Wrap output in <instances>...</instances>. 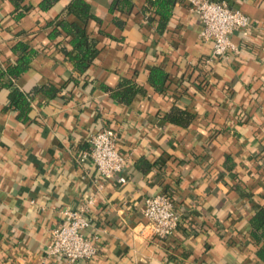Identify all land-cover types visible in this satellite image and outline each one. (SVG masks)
Returning a JSON list of instances; mask_svg holds the SVG:
<instances>
[{
    "label": "crops",
    "instance_id": "obj_1",
    "mask_svg": "<svg viewBox=\"0 0 264 264\" xmlns=\"http://www.w3.org/2000/svg\"><path fill=\"white\" fill-rule=\"evenodd\" d=\"M71 1L0 0V66L18 62L20 43L34 50L27 70L4 76L28 106L0 88V264H264V231L253 223L264 208V0H230L257 27L246 42L232 36L241 52L209 61L213 44L186 0L162 29L144 12L147 0L128 12L86 0L98 17L87 21L68 11ZM63 19L97 39L86 71ZM154 67L167 72L162 89L150 82ZM123 78L142 87L129 102L113 92ZM174 108L191 119L169 120ZM107 126L129 160L102 179L80 157ZM157 193L181 213L165 239L143 213ZM90 199L96 257L71 263L48 254L61 210Z\"/></svg>",
    "mask_w": 264,
    "mask_h": 264
},
{
    "label": "built area",
    "instance_id": "obj_2",
    "mask_svg": "<svg viewBox=\"0 0 264 264\" xmlns=\"http://www.w3.org/2000/svg\"><path fill=\"white\" fill-rule=\"evenodd\" d=\"M190 9L197 13L202 22L201 36L213 44L211 57L230 59L234 52H241L232 36L239 34L246 42L257 25L241 8L230 0H186ZM234 51V52H233ZM90 146L83 151L80 160L90 159L102 179L115 178L125 170L128 156L119 147L118 131L104 127L92 133ZM126 181L122 174L118 177ZM90 199L78 207L61 210L60 222L51 229L48 254L63 257L68 262H90L98 253V236L90 232L92 218L89 212ZM143 213L151 232L161 239L170 236L179 226L181 213L174 199L167 193L146 197Z\"/></svg>",
    "mask_w": 264,
    "mask_h": 264
},
{
    "label": "trees",
    "instance_id": "obj_3",
    "mask_svg": "<svg viewBox=\"0 0 264 264\" xmlns=\"http://www.w3.org/2000/svg\"><path fill=\"white\" fill-rule=\"evenodd\" d=\"M176 1L177 0H147L143 10L148 14L149 20L151 22L156 21L157 26L162 29L169 19ZM133 5V0H113L110 8L111 10L117 9L128 12L133 8ZM68 11L74 13L84 21H87L90 17L98 18L92 13L90 4L86 0H72L68 5ZM60 24L64 29L68 30V32L76 34V53L72 55V57L76 59L78 70L82 72L86 71L98 53L97 39L90 37L87 33L79 32L74 24L67 19L61 20ZM18 46L21 51H24L18 59V62L9 65L6 69L0 66V88L3 85H9L11 88L10 98L12 103L23 108L25 105L28 106L25 93L11 79L7 82L6 77H4L7 75H18L27 70L30 65L34 50H27V47L22 43L18 44ZM166 78L167 72L163 68L154 67L152 69L150 82L157 88H163ZM141 88L142 87L138 86L133 81L123 78L120 84L116 88H113V92L119 99L129 102ZM191 117L192 114L190 112L179 108L172 109V112L168 114L169 120L180 123L189 121ZM253 223L256 229H263L264 231V208L258 210L253 216ZM260 255L264 256V249H262Z\"/></svg>",
    "mask_w": 264,
    "mask_h": 264
}]
</instances>
